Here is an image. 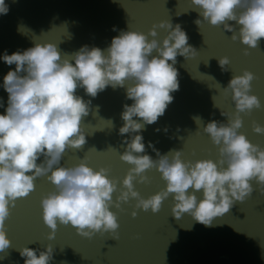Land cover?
Here are the masks:
<instances>
[{"label": "water", "instance_id": "obj_1", "mask_svg": "<svg viewBox=\"0 0 264 264\" xmlns=\"http://www.w3.org/2000/svg\"><path fill=\"white\" fill-rule=\"evenodd\" d=\"M4 3L8 11L0 15V56L23 52L35 43H50L57 46L62 59L70 61L71 57L64 54L77 52L83 46L103 51L121 31L144 34L151 40L148 32L153 25L161 22L170 23L173 28L179 25L194 54L188 59L176 57L173 66L178 72L179 89L170 93L173 100L164 115L141 132L131 134L143 137L145 151L139 155L157 160L156 151L165 155L175 150L181 151L182 162L215 163L219 159V146L211 143L203 127L213 120L218 126L227 124L233 117L236 110L232 94L230 90L225 94L224 88L233 76H241L245 71L253 76L247 94L257 98L260 108L239 113L242 126L237 134L264 149V134L253 132L254 125L264 127V39L256 48L242 45L235 21L225 22L232 32L224 24L211 26L191 0H4ZM197 19L201 20L200 26L194 23ZM155 31L159 44L167 32L159 28ZM233 35L235 41L231 39ZM155 55L153 51L152 56ZM221 58L228 60L226 71L219 66ZM10 67L15 66H6L0 60V84ZM130 86L132 82L126 81L125 87ZM75 94L85 102L91 101L89 113L80 124L86 143L79 149H66L58 166L72 168L83 161L94 172L106 169L107 178L116 182L117 191L112 194L115 205L124 190L121 181L132 167L119 158L126 148L123 141L130 139L127 134L119 135L123 126L120 114L123 105H131L132 101L126 99V88L108 87L95 98L85 95L80 88ZM0 102L4 105L0 107L3 115L7 93L2 87ZM196 117L201 121L196 122ZM149 143L156 151L148 147ZM43 160L41 157L37 164ZM142 175L146 178L144 183L136 182L139 177L133 180V191L141 199L164 190L165 182L155 168L145 170ZM249 183L250 195L243 202H234L222 217L213 218L210 227L195 222L188 214L179 219L173 217L174 201L170 194L155 214L150 209L137 208L136 200L131 198L126 203L120 202L119 208L110 206L108 210L116 216L118 224L113 233L97 232L85 238L72 226L57 222L54 238L49 240L50 230L42 221L40 201L55 192V188L46 176H41L33 181V191L17 198L14 206L9 205L4 231L10 246L0 252V264H24L20 249H34L39 255L46 247L53 250L49 264H264V194L255 180ZM195 195L199 201L201 193Z\"/></svg>", "mask_w": 264, "mask_h": 264}, {"label": "clouds", "instance_id": "obj_2", "mask_svg": "<svg viewBox=\"0 0 264 264\" xmlns=\"http://www.w3.org/2000/svg\"><path fill=\"white\" fill-rule=\"evenodd\" d=\"M191 4L211 26L224 24L232 32L225 22L235 21L240 43L248 48H256L264 39V0H191ZM7 11L4 0H0V15H6ZM194 23L200 26L201 20ZM156 28L167 32L159 44L155 39ZM148 37L153 39L121 31L103 51L83 46L77 52L64 54L71 57L70 61L62 59L57 46L50 43H35L23 52L0 56L6 66H15L10 67L0 84L7 93V107L0 115V252L10 246L4 231L9 205L14 206L17 198L33 191V181L41 176H46L55 188V192L40 201L42 221L50 230L49 240L54 238L57 222L72 226L85 238L97 232H115L116 216L108 209L119 208L120 202L126 203L130 198L136 200L137 208L150 209L155 214L162 201L172 194L173 217L179 219L188 214L195 222L210 227L213 218L222 217L234 202H243L250 195L249 181L255 180L264 194V149L237 134L242 126L239 113L260 108L257 98L247 94L253 80L247 71L233 76L224 88L225 94L229 90L232 94L236 110L233 117L227 124L218 126L213 120L203 127L211 143L219 146V159L215 163L182 162L181 151L175 150L169 153V161V154L160 155L151 143L148 147L156 151L158 159L139 155L145 151L143 137L131 134L141 132L164 115L173 100L170 93L179 89L178 72L173 66L176 57L188 59L194 54L179 25L174 28L165 22L153 25ZM231 39L235 41L236 36ZM153 51L157 55L152 56ZM218 63L226 71L227 58L219 59ZM126 81L132 82V86L125 87ZM108 87L126 88V99L132 101L131 105H123L120 114L123 126L119 128V135L130 137L123 141L126 148L119 158L132 167L121 181L124 190L115 205L112 194L117 191L116 182L107 178L106 169L94 172L83 161L72 168L58 166L66 149H79L86 143L80 124L89 113L91 101L85 102L75 94L76 90L83 89L85 95L95 98ZM0 107H4L2 102ZM194 119L201 121L199 117ZM253 132L264 134V127L254 125ZM41 157L44 160L37 164ZM152 168L160 174L165 188L146 200L141 199L133 191V180L139 177L136 182L144 183L146 178L142 174ZM197 192L201 193L199 201ZM52 252L46 247L37 255L36 250L23 248L19 255L24 264H49Z\"/></svg>", "mask_w": 264, "mask_h": 264}]
</instances>
